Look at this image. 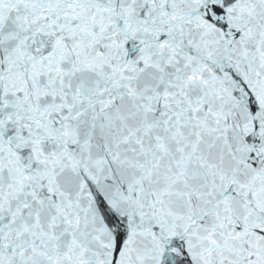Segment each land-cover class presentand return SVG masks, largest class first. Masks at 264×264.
<instances>
[{
  "label": "snow or ice",
  "instance_id": "6c2138e0",
  "mask_svg": "<svg viewBox=\"0 0 264 264\" xmlns=\"http://www.w3.org/2000/svg\"><path fill=\"white\" fill-rule=\"evenodd\" d=\"M0 264H264V0H0Z\"/></svg>",
  "mask_w": 264,
  "mask_h": 264
}]
</instances>
